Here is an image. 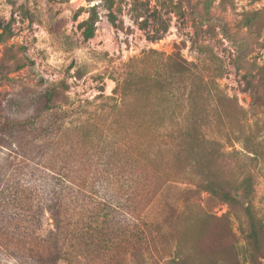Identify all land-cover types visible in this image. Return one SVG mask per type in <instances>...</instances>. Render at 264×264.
<instances>
[{
    "label": "trees",
    "instance_id": "1",
    "mask_svg": "<svg viewBox=\"0 0 264 264\" xmlns=\"http://www.w3.org/2000/svg\"><path fill=\"white\" fill-rule=\"evenodd\" d=\"M102 2L108 23L118 29L114 0ZM137 3L148 6V2ZM97 6L89 7L88 17L79 23L84 41L94 37ZM142 15L139 12L136 17L142 19L139 29L145 31L148 22ZM166 32L165 26L157 34L146 33L145 39L158 41ZM7 38V32L0 28V43ZM207 62L199 67L187 62L179 51L166 55L150 49L129 60L113 78V95L105 98L107 109L83 121L66 126L70 113L62 109L68 104L65 81L44 91L41 114L20 121L0 117V133L10 139L2 147L19 157L17 171L24 176V168L29 169L28 178L33 183L32 205L24 201L16 204L11 197L18 192H12L8 171L0 170V219L6 221L5 237L20 236L11 247L10 242L0 240V252L24 259L25 264H99L106 257L134 264L132 254L141 250L150 257V264H261L264 224L253 205V174L247 170L239 178L226 177V169L240 168L222 163L225 154L219 150L221 144L210 136L212 125L225 127L228 116L221 105L231 99L220 93L216 83L219 74L209 72V58ZM247 149L253 154L248 160L254 162L256 150ZM96 182L124 198L125 214L110 202L96 200ZM172 183L190 187L182 192L183 206L173 223L172 247L162 259L155 228L136 221L140 211ZM202 194L228 207L239 223V238L225 215H209L194 204ZM85 199L95 204L86 205ZM87 213L90 220L102 214L104 224L91 221L95 228H86ZM46 214L51 224L43 234ZM116 215L124 224L134 219L135 239L121 231ZM209 217L223 223L208 240L206 250L199 251L198 245L205 243L208 232L203 223ZM228 241L235 242L236 256L225 260L212 249ZM117 247L122 251L113 254ZM43 248L49 251L46 256Z\"/></svg>",
    "mask_w": 264,
    "mask_h": 264
},
{
    "label": "rangeland",
    "instance_id": "2",
    "mask_svg": "<svg viewBox=\"0 0 264 264\" xmlns=\"http://www.w3.org/2000/svg\"><path fill=\"white\" fill-rule=\"evenodd\" d=\"M114 2L113 11L118 24L116 30L106 19L107 10L102 0H0V28L8 34V38L0 43V117L20 121L41 114L44 91L65 81L69 87L65 93L68 104L62 109L66 108L70 113L66 126H71L69 123L83 121L92 113L107 109L108 101L105 98L113 95V78L122 72L124 64L141 57L143 52L153 49L169 55L179 51L187 62L199 67L208 64L209 58V72L219 74L216 83L220 93L231 99L221 105L228 116L225 127L217 129L212 125L209 128L210 136L221 144L219 150L225 154L222 163L236 164L240 168L226 169V177L236 179L247 170L253 174V205L256 215L264 224V0ZM137 2H148V6ZM93 5H98L96 31L92 39L84 41L79 23L88 17L86 11ZM146 8L147 11L144 10ZM139 12L148 22L145 31L139 29L138 22L142 20H137ZM165 26L167 32L161 40L150 42L145 39L146 33L157 34ZM16 67L21 69L16 70ZM6 138L5 134L0 133V170L8 171L12 192H18L11 200L20 205L24 202L32 205L33 183L28 178L31 172L24 168V176H20L21 171H17L20 169L19 157L2 147L10 143V139ZM249 147L257 152L254 162L248 160L253 156L248 152ZM189 187L185 183L167 185L151 205L140 211L136 221L140 226L145 222L155 228L162 259H166L170 253L175 229L173 223L183 206L182 192ZM94 189L96 200L110 202L118 212L125 214L124 198L108 192L98 182ZM83 202L86 205L95 204L86 199ZM193 202L209 215H225L239 238V223L226 205L209 200L206 194ZM14 210L21 212L16 207ZM99 214L93 220L89 219L92 217L88 214L85 227L95 228L94 223L91 226V221L103 225L104 217ZM116 216L121 231L128 232V236L134 238L131 224L134 219L126 215L131 220L124 224L121 217ZM47 217L46 214L41 231L43 234L50 229L51 221ZM222 223L211 217L203 223L204 230L208 232L205 243L198 245L199 251L206 250L208 240L220 230ZM5 234L6 221L0 219V240L10 242L9 247L15 246L20 236L12 238L9 233L11 237H5ZM238 244H243L240 239ZM235 245L232 241L223 242L212 251L225 260L234 259ZM46 250L42 251L44 256L49 252ZM115 250L113 254L122 251L120 247ZM132 256L134 264L151 263L150 257L142 250ZM127 261L120 263L118 257L113 261L106 257L104 262L100 260L98 263L128 264ZM260 262L264 264V258ZM25 263L27 261L24 259L0 252V264Z\"/></svg>",
    "mask_w": 264,
    "mask_h": 264
}]
</instances>
